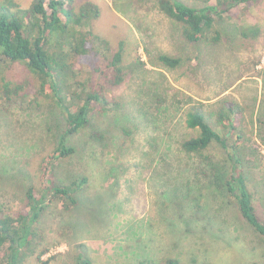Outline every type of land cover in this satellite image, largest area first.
<instances>
[{
  "label": "rangeland",
  "instance_id": "374dc122",
  "mask_svg": "<svg viewBox=\"0 0 264 264\" xmlns=\"http://www.w3.org/2000/svg\"><path fill=\"white\" fill-rule=\"evenodd\" d=\"M92 1L101 10L94 31L113 50L124 40L122 65L135 71L109 91L121 109L96 116L68 139L75 153L57 162L54 172L64 181L84 175L88 183L71 211L54 203L42 214L35 255L46 249L40 260L48 264H72L80 252L92 264L165 258L179 264H264V240L229 197L210 188L204 171L212 172L202 158L229 171L235 147L256 211L264 215V0L214 15V28L222 32L217 45L180 44L169 32V19L152 4ZM159 54L182 57V65L168 71L155 64ZM138 62L143 68L137 69ZM7 65L2 75L22 78L21 65ZM226 100L242 107L240 115H232L235 107L225 112L238 136L228 131L225 147L214 141L202 156L183 150L181 142L195 135L185 125L187 109L202 105L206 121L224 136L214 114ZM25 106L16 102L0 117V204L12 211L23 207L38 161L65 128L64 114L50 100L39 110ZM25 264L40 262L33 255Z\"/></svg>",
  "mask_w": 264,
  "mask_h": 264
},
{
  "label": "trees",
  "instance_id": "16d2710c",
  "mask_svg": "<svg viewBox=\"0 0 264 264\" xmlns=\"http://www.w3.org/2000/svg\"><path fill=\"white\" fill-rule=\"evenodd\" d=\"M257 1L135 0L136 4H152L169 19L171 36L183 45H217L222 32L214 28L213 16L221 18L233 6ZM100 16V7L92 0H0V71L4 63H8L6 68L12 64L23 68L21 79L0 73V117L2 111L16 102L26 103L24 109L29 111L39 110L44 101L50 100L64 114L65 121L57 144L38 161L37 180L26 189L23 207L12 211L0 204V264H25L33 255L38 263H49L40 260L46 249L35 255L42 238L39 220L54 203L60 204L66 212L71 211L88 183L84 175L64 181L54 172L55 165L75 153V148L67 145L71 136L88 127L96 116L121 109L120 101L109 91L119 88L135 70L122 65L124 40L113 50L110 42L94 31L93 24ZM182 62V57L159 54L155 64L170 71L176 70ZM143 66V62L137 63V69ZM202 107L200 104L191 106L185 112L186 128L195 135L181 142L183 150L200 156L214 141L225 147L229 132L238 136L230 129L237 127L229 120L230 113L225 112H231L233 107L237 110L232 111V115L243 112L233 101L222 102L220 111L214 114L217 125L226 131L222 136L206 121ZM125 134L130 132L125 130ZM230 151L235 163L229 171L219 167L220 163H210L209 157L203 155V160L208 161L206 170L212 172L208 175L204 171V176L208 177L210 188L230 198L242 221L264 240V215H259L254 206L244 161L240 156L235 157V147H230ZM72 264H92V261L80 252L73 256ZM144 264L179 262L165 258Z\"/></svg>",
  "mask_w": 264,
  "mask_h": 264
},
{
  "label": "crops",
  "instance_id": "0c3cea01",
  "mask_svg": "<svg viewBox=\"0 0 264 264\" xmlns=\"http://www.w3.org/2000/svg\"><path fill=\"white\" fill-rule=\"evenodd\" d=\"M261 3L262 1L261 0H259V1H257V2H251V3ZM250 23V22H249ZM247 25H249V24H247Z\"/></svg>",
  "mask_w": 264,
  "mask_h": 264
}]
</instances>
